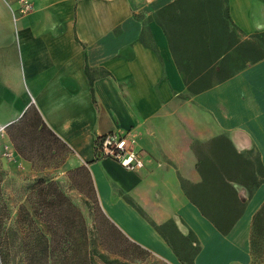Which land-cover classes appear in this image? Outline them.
I'll return each instance as SVG.
<instances>
[{
  "label": "crops",
  "instance_id": "crops-1",
  "mask_svg": "<svg viewBox=\"0 0 264 264\" xmlns=\"http://www.w3.org/2000/svg\"><path fill=\"white\" fill-rule=\"evenodd\" d=\"M173 1L0 0V167L55 182L97 230L101 253L117 242L110 260L134 251L182 264L156 229L167 226L177 247L193 237V264H252L264 177L251 194L233 184L244 209L226 234L186 188L201 182L197 164L217 138L264 168V59L190 92L156 21ZM225 9L244 36L264 33V0H225ZM109 133L132 140L142 168L96 157Z\"/></svg>",
  "mask_w": 264,
  "mask_h": 264
},
{
  "label": "trees",
  "instance_id": "trees-1",
  "mask_svg": "<svg viewBox=\"0 0 264 264\" xmlns=\"http://www.w3.org/2000/svg\"><path fill=\"white\" fill-rule=\"evenodd\" d=\"M221 9H224L228 23ZM156 21L165 33L176 68L192 93L210 88L245 64L264 59V33L244 36L228 17L225 0H174L157 12ZM208 145L211 157L200 158L197 164L201 182L188 186L186 195L220 233L226 234L244 209L233 184L242 185L251 194L258 185L257 177H264V168L259 166L261 172L250 166L223 137L212 140ZM262 215L264 204L254 214L252 228ZM79 217L86 228L81 213ZM167 228L156 229L182 264H193L198 252L193 237L186 236L184 245L180 242L177 247L166 234ZM94 231L97 235V230ZM93 244H96L95 239ZM92 255L107 263L118 262L109 260L96 249H92ZM92 262L95 264L93 259Z\"/></svg>",
  "mask_w": 264,
  "mask_h": 264
},
{
  "label": "rangeland",
  "instance_id": "rangeland-1",
  "mask_svg": "<svg viewBox=\"0 0 264 264\" xmlns=\"http://www.w3.org/2000/svg\"><path fill=\"white\" fill-rule=\"evenodd\" d=\"M221 13L228 23L224 9ZM253 168L262 172L259 166ZM57 189L55 182L45 185L9 177L0 167V264H93L92 259L95 264H112L93 258L92 249L100 253L103 247L98 236L91 223L86 228L81 223L80 207ZM116 243L104 253L109 260L118 257ZM126 254L127 261L116 264H167L149 254ZM251 254L252 264H264V215L252 228Z\"/></svg>",
  "mask_w": 264,
  "mask_h": 264
},
{
  "label": "built area",
  "instance_id": "built-area-1",
  "mask_svg": "<svg viewBox=\"0 0 264 264\" xmlns=\"http://www.w3.org/2000/svg\"><path fill=\"white\" fill-rule=\"evenodd\" d=\"M28 6L22 9L27 10ZM96 155L98 158H109L116 161L121 167L135 171L143 166L140 151L133 148V142L126 135L109 133L96 141Z\"/></svg>",
  "mask_w": 264,
  "mask_h": 264
}]
</instances>
